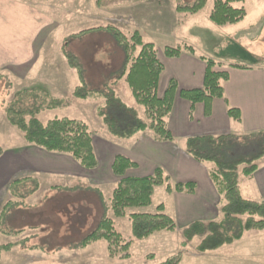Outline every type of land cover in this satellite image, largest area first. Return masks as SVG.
<instances>
[{
	"label": "crops",
	"instance_id": "0c3cea01",
	"mask_svg": "<svg viewBox=\"0 0 264 264\" xmlns=\"http://www.w3.org/2000/svg\"><path fill=\"white\" fill-rule=\"evenodd\" d=\"M140 1L136 0L118 10L115 9L114 14L117 15H109L107 22L122 31V27L129 29L130 33L137 30L145 41L157 45L155 40L144 38L142 22L139 21L140 17H143L142 14L147 17L145 22L146 26L150 27L149 33L166 31L174 33L176 26L173 23L176 19H172L170 23L169 19L163 18L161 2L147 1L142 7L143 0ZM157 3L160 4L157 5ZM100 10L99 0H28V2L0 0V80H6L5 85L9 87L11 84L12 88H16L14 81L18 84L21 82L20 86L26 85L24 83L27 81V89L38 88L47 91L53 97H57L56 93L68 91L66 81L69 78L74 81L72 77L74 75L69 73V69H65L68 66L67 61L64 64L63 59L55 52H53L55 54L53 59L52 52L50 53L48 48L52 43H58V46L62 48L68 40H62L63 34H57L59 27L62 26L68 31V26L74 28L76 24L84 26L89 21L99 22ZM51 11L59 13V21L57 19L52 21L49 16ZM137 12L139 15L136 14ZM177 12L175 18L178 19L180 14L178 8ZM68 14L70 16H67ZM150 17L155 18L151 20ZM53 24L55 25V33L53 32L55 36L50 39L45 32ZM86 29L89 28L80 31ZM49 33L51 35V31ZM190 45L194 47V44ZM156 48L158 57L164 65L158 84L159 96L164 94L172 79L177 81L179 90L203 86L206 62L200 55L205 56L204 53L197 51L191 53L184 50L178 57H168L165 52L160 53L157 46ZM39 62L41 66H38ZM62 63L65 68L60 67ZM53 66L57 67L55 71H52ZM217 69L225 70L229 74V79L222 81L225 98H215L208 105L204 102L192 105L190 101L180 96L178 90L167 121L169 130L174 136L173 141L157 140L151 130L139 132L131 138L120 139L108 132L99 117L97 121L99 124L102 123L101 132H92L93 145L98 159V166L94 169L85 168L69 153L48 151L37 145L29 144L25 138L24 142L13 141L8 147L0 145L3 149L0 155V212L8 201L21 200L16 195L17 192L12 193L9 189L11 183L19 178L35 177L40 185L36 192L24 200H33L42 190L43 183H46L51 191L53 187L62 185L61 187L66 188V191L75 193L76 188L80 186L79 182H85L89 184V187L103 193L104 187L112 188L120 181L121 177L114 174L112 164L117 155H124L137 163V166L127 170V176L151 175L157 167H162L175 182L194 181L197 188L193 194L168 192L167 189L166 191L177 199L179 215L191 222L210 221L217 216V209L219 210L217 207L221 202L220 194L210 177L211 164L198 162L186 152L187 138L208 134L216 136L231 134L243 138L264 131V64L256 68H240L230 63L218 66ZM117 84L115 88L119 96L121 92ZM12 94L15 93H10L9 87L7 96ZM229 107L239 109L241 119L230 117ZM136 108L143 115L142 111ZM258 165L253 176L251 178L244 176L245 181L241 179L240 184L244 197L264 201V158L259 160ZM57 179L61 181L55 183L54 180ZM24 200L21 201L24 202ZM98 201L102 205L100 197ZM21 203L19 205H22ZM252 231L255 233L251 237V249L256 252L257 250L264 251V230ZM244 236L237 242L241 241ZM32 245L21 248L20 254L30 250L42 251L40 245L39 249H29ZM15 248L16 246L10 251Z\"/></svg>",
	"mask_w": 264,
	"mask_h": 264
},
{
	"label": "trees",
	"instance_id": "16d2710c",
	"mask_svg": "<svg viewBox=\"0 0 264 264\" xmlns=\"http://www.w3.org/2000/svg\"><path fill=\"white\" fill-rule=\"evenodd\" d=\"M244 0H215L210 19L222 26L236 23L247 14L244 6L235 7L236 2ZM207 0H195L189 5L178 6L180 11L196 13L206 5ZM95 30H106L114 36L122 47L125 60L115 79L106 83L103 89H91L85 82L84 68L78 57L69 52L66 41L62 45V53L68 66L75 70L80 83L73 90V97L80 100H95L102 102L96 108V114L105 124L108 132L117 138L127 139L139 132L151 130L157 140L173 141L174 136L168 127V117L171 113L175 96L179 90L176 80L169 82L164 94L159 96L158 84L164 70V65L158 57L156 45L145 41L137 30L127 36L118 27L108 24L74 33L71 37L82 36ZM187 50L196 53L191 45L179 47L166 46L165 55L178 57ZM200 57L206 62L203 86L194 89L179 90L180 96L195 105L198 102L210 104L215 98H225V88L222 81L229 79L225 70L217 69L221 62L207 56ZM236 67L249 68L246 65L234 64ZM125 79L129 85L136 103L144 108V115L139 110L128 105L117 95L115 85ZM68 102L64 98L51 96L47 91L35 88L24 89L6 106L8 121L20 131L29 144H34L48 151L71 154L82 166L94 169L98 159L93 145V135L88 124L82 120L62 117L43 122L39 114L45 110L64 107ZM228 114L235 119H241L237 108L229 107ZM260 138L256 152L225 158L224 150L232 144L241 142L239 137L231 134L196 135L186 140L185 150L195 160L211 164L210 177L222 197L220 220H195L182 229L184 241L182 245L196 237L200 241L196 245L199 252L215 251L224 245H231L240 240L244 234L252 230H264V201L248 199L241 190V175L251 178L258 169V162L264 158V131L250 134L247 137ZM246 138V137H243ZM3 149L0 146V155ZM137 163L124 155H117L112 164L114 174L121 179L113 190L110 203L102 200L103 215L97 226L83 237L72 249L83 250L89 245L105 240L107 251L111 258L127 260L131 258V245L134 240H145L155 233L175 231V219L165 212L164 204L157 207V212L131 213L129 219L132 227V240H126L115 228V222L108 213L112 211L115 217H125L127 209L149 206L153 202L155 189L165 186L168 192H185L193 194L197 185L194 181H173L162 168L157 167L153 174L146 176H127L129 168ZM29 185H32L30 188ZM16 186L17 196L24 200L36 192L40 185L35 177L19 178L9 186ZM26 189V190H25ZM8 201L0 212V233L5 235H20L22 231L10 232L4 229L3 218L6 211L22 201ZM28 237L21 239L26 242ZM27 243V242H26ZM15 244H0V264L4 251L11 250ZM39 245L29 246V249H39ZM153 257V256H152ZM183 253L178 252L159 264H180Z\"/></svg>",
	"mask_w": 264,
	"mask_h": 264
},
{
	"label": "rangeland",
	"instance_id": "374dc122",
	"mask_svg": "<svg viewBox=\"0 0 264 264\" xmlns=\"http://www.w3.org/2000/svg\"><path fill=\"white\" fill-rule=\"evenodd\" d=\"M23 1L28 2V0ZM134 1L136 0H99L101 8L99 22L89 21L84 26L76 24L74 28L68 26V31L62 26L59 27L57 34H63L62 40L68 39L67 49L75 54L82 63L85 82L89 88L103 89L107 82L115 79L125 60L124 51L112 33L106 30H95L76 37L70 35L79 32L81 29L108 25L109 15H117L114 14L115 9L118 10V8ZM147 1L161 2L163 18L169 19L170 23L172 19H176V22L173 23L176 26L174 33L170 31L149 33L150 27L146 26L145 22L146 15L142 14L143 17H140L139 21L142 22L144 38L155 40L160 53L164 52L166 46L179 47L194 44L198 53H204L205 56L221 62L222 66L234 63L256 68L264 64V0H244L234 3L235 7L244 6L247 14L236 23L222 26L215 24L210 19L215 0H207L206 5L193 14L180 11L178 6L192 4L195 0H143L142 7ZM159 4L157 3V5ZM177 8L180 13L178 19L175 18L178 13ZM136 14L139 15L138 12ZM49 16H51L52 21L60 18L59 13L55 11H51ZM153 18L155 17H150L151 20ZM54 26V24L51 25L45 32V35H49L48 38L50 39L55 36ZM122 28L127 36L132 34L129 29ZM49 31H51V35ZM48 51L52 52L53 59L55 55L53 52H55L65 64L66 60L58 43H52ZM63 63L60 67L65 68ZM38 66H41L40 62ZM56 69L57 67L53 66L52 71ZM65 69H69V73L74 75L72 76L74 81L70 78L67 79V85H65L68 91L56 94L57 97L66 99L68 104L64 107L42 111L39 114L40 120L47 122L53 118H75L86 122L91 132L100 133L102 123L99 124L97 121L100 118L96 114V107L102 100L82 101L74 98L73 90L80 83V80L76 71L69 66ZM50 73L52 74V72ZM5 83L6 80H0V145L2 147L10 146L13 141H25L22 131L11 125L6 119L5 110L17 93L27 89L28 82L25 81L24 84L26 85L20 86L21 82L18 84L14 81L16 88H12L9 84L10 93L15 94L8 96L9 87ZM117 86L121 92L119 96L128 105L132 103L134 104L132 106L138 107L144 115V108L136 103L127 82L125 80L119 81ZM17 90L21 91L18 92ZM115 90L117 92L116 88ZM240 139H242L241 142L225 148V158L252 154L257 151L260 138L249 136ZM241 179L245 181L243 175H241ZM58 181L61 180H54L55 183ZM79 183L80 186L76 188L77 192L75 193L66 191V188L61 187L62 185L53 187L51 191L48 185L43 183L42 190L33 200H24L22 205H13L6 211L2 225L4 229L10 232L22 231V233L20 235L0 234V244L13 243L16 246L12 251L3 252L1 264H159L178 252L183 253L180 264H264V251L257 250L256 252L251 249V237L255 231L248 232L241 241L224 245L215 251H197L196 245L200 241L199 237L187 242V245H182L184 241L182 229L191 221L178 214L177 199L166 191L165 186L155 189L151 205L129 208L125 217H115L112 211H109L108 215L113 218L116 230L126 240H132L129 214L155 213L158 205L164 204L165 212L171 215L177 223L175 231H162L145 240H134L130 249L131 258L127 260L111 258L105 240L95 242L83 250L72 249L97 226L103 215V207L98 201L100 197L98 191L89 187V184L85 182ZM29 186L32 187V185ZM116 186L114 185L112 188L106 186L102 189V197L108 203L111 201ZM15 189L18 187L11 186L10 188L11 191ZM220 199L222 201L221 195ZM217 208H219V210L217 209V216L211 220L222 218L221 202ZM25 237H28L27 243L20 242ZM32 244L40 245L42 251L33 252L30 250L20 254L21 248Z\"/></svg>",
	"mask_w": 264,
	"mask_h": 264
}]
</instances>
